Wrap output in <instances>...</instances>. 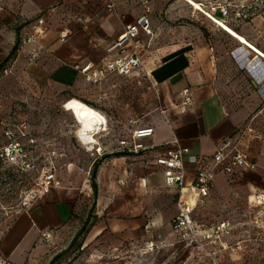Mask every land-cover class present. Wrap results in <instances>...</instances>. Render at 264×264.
<instances>
[{"label":"crops","instance_id":"1","mask_svg":"<svg viewBox=\"0 0 264 264\" xmlns=\"http://www.w3.org/2000/svg\"><path fill=\"white\" fill-rule=\"evenodd\" d=\"M192 1L205 5L214 0ZM106 3L107 0H0V48L11 50L17 30L22 41L23 34L43 20L38 30L42 35L35 43L20 45L12 62L15 70L28 65L37 71L35 76L22 73L21 83L72 95L118 130L133 133L146 127L154 129L152 137L142 142L147 151L107 159L96 176V222L88 241L136 244L150 232L171 228L177 214L178 196L165 186L155 159L169 156L180 147L197 156L201 166L211 165L220 144L248 121L257 110L258 99L264 100V82L255 79L257 71L264 67V58L237 43L255 55L243 66L251 76L248 87L240 88L227 77L230 62L224 48L209 40L210 30L198 24L196 11L184 0H118L112 12L106 10ZM145 9L150 12L151 36L140 33L138 39L142 68L129 77L110 76L97 85L86 83L79 71L83 65H102L130 52L129 45L112 48ZM225 24L264 54V13L248 22ZM65 32L68 36L62 41ZM183 90L189 91L191 106H180L179 94ZM240 90L243 92L238 97H244L232 98V92ZM142 107L147 111L142 113ZM161 111H165L168 121ZM123 115L127 116L124 121H112L113 116ZM241 149L257 168L243 170L233 178L218 175L209 197L213 202H241L246 208L248 199H264V121L256 120L255 133L245 138ZM90 170L68 165L57 171L58 188L20 213L1 235L0 260L28 264L45 236L58 235L66 229L83 213L86 204H90L88 213L93 195ZM196 171L185 165L181 199L192 207L196 205Z\"/></svg>","mask_w":264,"mask_h":264},{"label":"rangeland","instance_id":"2","mask_svg":"<svg viewBox=\"0 0 264 264\" xmlns=\"http://www.w3.org/2000/svg\"><path fill=\"white\" fill-rule=\"evenodd\" d=\"M195 15L198 24L210 30L209 40L224 48L230 62L228 79L240 88L248 87L251 76L243 66L254 60L255 55L239 47L202 13L195 12ZM41 32L37 33V38ZM9 51L8 47L0 48V63ZM12 66V62L7 64L0 73V153L9 143L3 136L4 130L9 128L37 171H21L0 161V237L20 213L44 195L41 177L49 167L57 171L68 165L91 168L98 159L96 148H101L103 154L111 152L131 133L118 130L115 124H107L106 131L95 136V145H82L76 138L78 125L62 108L73 99L72 95L38 90L34 84L25 85L20 80L22 73L35 76L37 71L28 65L18 70ZM241 92L243 90L232 92V98L242 99L244 96L238 97ZM258 100L257 110L251 116L264 104ZM146 111L147 108L142 107V113ZM126 118L113 116L112 121ZM240 203L213 202L210 198L198 205L193 212L195 239L176 234L171 228H161L159 233L150 232L136 244L101 239L90 242L87 235L70 247L87 216L90 204H86L72 224L38 244L39 249L34 251L28 264H50L56 256L60 257L54 264H264V199H248L246 208Z\"/></svg>","mask_w":264,"mask_h":264},{"label":"built area","instance_id":"3","mask_svg":"<svg viewBox=\"0 0 264 264\" xmlns=\"http://www.w3.org/2000/svg\"><path fill=\"white\" fill-rule=\"evenodd\" d=\"M116 1L118 0H107L106 10L108 12H112L115 9ZM143 4L146 5L147 3L143 2ZM200 6L203 9L201 13L212 23L215 22L214 19L223 23H244L264 13V0H214ZM149 13V9H145L144 15L135 24L125 28L124 34L112 48H123L129 45L130 52L128 54L119 55L102 65L93 66L92 64H85L79 68L80 74L86 83L97 85L110 76L129 77L142 68V52L138 39L140 33L151 36ZM43 24V20H38L35 25L31 26L23 34L22 45L35 43L38 30ZM67 36L68 33L65 32L61 36V40L64 41ZM32 58L34 59L35 56H32ZM179 101L182 107L192 105V99L188 90H183L179 94ZM161 115L164 116L165 121H168L165 111H161ZM257 119L264 121V105L245 124L237 128L232 138L220 144L212 156L211 165L207 167L201 166L200 159L197 156L191 155L187 148L178 147L171 155L155 159L154 165L162 170L165 186L174 190L178 196L176 201L177 214L170 224L174 233L184 234L189 238L195 239L196 226L193 212L198 205L205 203L209 199L218 175L233 178L243 170L253 171L257 168L256 162L241 149L245 138L255 133ZM21 127L23 131L26 130L25 126ZM153 134L154 129L151 127L136 130L118 142L115 152L140 155L148 150L142 142L152 137ZM3 136L9 143L1 151L0 161L10 163L21 171H37L35 163L28 159L25 150L21 147L19 139L14 135L13 131L7 128L4 130ZM22 136H25V134H22ZM172 143L178 145L177 141H173ZM95 155L98 158L104 155L101 148L95 149ZM186 164L195 167L197 170L193 182V188L196 191V205L194 207L181 199L182 190L185 185ZM56 172L57 170L54 167H49L45 173L43 172L41 185L44 194L49 193L51 189L58 188L59 182L56 179ZM44 238L47 239L49 237L45 236ZM0 264L7 263L0 260Z\"/></svg>","mask_w":264,"mask_h":264},{"label":"bare ground","instance_id":"4","mask_svg":"<svg viewBox=\"0 0 264 264\" xmlns=\"http://www.w3.org/2000/svg\"><path fill=\"white\" fill-rule=\"evenodd\" d=\"M184 1L188 5H190L194 9V11L200 13L201 11H203V9L198 3H195L192 0H184ZM214 20L215 22L213 24H215L220 31L227 34L229 37H231L234 41H236L240 45L249 48L255 54L264 58V54H261L252 45H250L243 36L235 33L233 30H231V28H229L227 24L216 19ZM255 79L258 82H264V67H261L260 70L257 71V75L255 76ZM64 110L69 114H71L74 121L78 125L79 130L76 133V138L82 145L88 147L95 145V136L103 131H106L107 121L105 117L102 114H100L98 111L80 102L79 100L71 99L67 101L64 104Z\"/></svg>","mask_w":264,"mask_h":264},{"label":"trees","instance_id":"5","mask_svg":"<svg viewBox=\"0 0 264 264\" xmlns=\"http://www.w3.org/2000/svg\"><path fill=\"white\" fill-rule=\"evenodd\" d=\"M235 43H237V42L235 41ZM20 45H21V40H20V36H19V30H17V32H16V41H15L14 46L12 47V49L10 50V52L8 53L6 58L0 63V73L4 70V68H5V66L7 64L13 62V60L15 59L16 54H17V52L19 50ZM84 104H86V103H84ZM86 105L88 106V104H86ZM126 155H128V154L127 153L114 152V153L109 154V155H103L101 158L96 159L92 163L91 170H90V186H91V189H92V192H93L92 205L90 207L89 212L87 213V216H86V218L84 220V223H83L82 227L80 228V230L77 232V234L75 235V237L71 241L70 247L74 246L79 239L84 238L85 236H87L89 231H90V229L92 228V226L96 222V218L94 216V210H95V205H96V200H97V195H98V186H97V183H96V176H97V172H98L99 167L107 159H110L112 157H114V158L123 157V156H126ZM59 257L60 256H56L55 258H53V260L50 262V264H54V262L57 259H59Z\"/></svg>","mask_w":264,"mask_h":264}]
</instances>
